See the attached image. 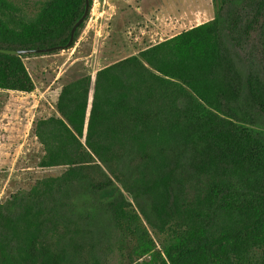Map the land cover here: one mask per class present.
<instances>
[{
  "label": "trees",
  "instance_id": "trees-1",
  "mask_svg": "<svg viewBox=\"0 0 264 264\" xmlns=\"http://www.w3.org/2000/svg\"><path fill=\"white\" fill-rule=\"evenodd\" d=\"M212 2L34 119L38 175L0 202V264H264V0ZM84 8L0 0V49L64 46ZM23 56L0 53V91L34 90Z\"/></svg>",
  "mask_w": 264,
  "mask_h": 264
},
{
  "label": "rangeland",
  "instance_id": "rangeland-1",
  "mask_svg": "<svg viewBox=\"0 0 264 264\" xmlns=\"http://www.w3.org/2000/svg\"><path fill=\"white\" fill-rule=\"evenodd\" d=\"M236 11L241 14V7ZM214 15L212 0H91L71 48L23 56L34 90L0 91V202L16 188L30 185L38 175L33 165L41 151L32 124L35 118L53 112L64 84L208 23ZM256 43L255 35L244 41L240 58L258 62L262 56L250 54ZM108 260L118 264L115 257Z\"/></svg>",
  "mask_w": 264,
  "mask_h": 264
},
{
  "label": "water",
  "instance_id": "water-1",
  "mask_svg": "<svg viewBox=\"0 0 264 264\" xmlns=\"http://www.w3.org/2000/svg\"><path fill=\"white\" fill-rule=\"evenodd\" d=\"M90 9V0H85V8L82 17L74 24L71 29L70 37L66 45L64 46H55L49 48H42V49H26V50H7V49H0V53L8 54V55H15V56H22V55H34V54H46L51 53L54 51H60L68 49L72 46L74 41V34L77 27L87 18Z\"/></svg>",
  "mask_w": 264,
  "mask_h": 264
}]
</instances>
